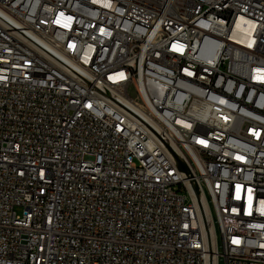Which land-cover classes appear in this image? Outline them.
Segmentation results:
<instances>
[{
	"label": "built area",
	"instance_id": "2783aa9c",
	"mask_svg": "<svg viewBox=\"0 0 264 264\" xmlns=\"http://www.w3.org/2000/svg\"><path fill=\"white\" fill-rule=\"evenodd\" d=\"M0 264H264V0H0Z\"/></svg>",
	"mask_w": 264,
	"mask_h": 264
}]
</instances>
